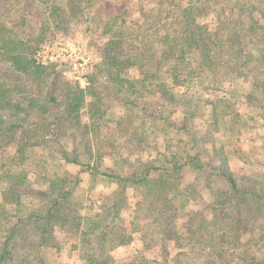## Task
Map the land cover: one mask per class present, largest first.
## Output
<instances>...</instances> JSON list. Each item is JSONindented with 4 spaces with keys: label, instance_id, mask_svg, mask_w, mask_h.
Listing matches in <instances>:
<instances>
[{
    "label": "trees",
    "instance_id": "1",
    "mask_svg": "<svg viewBox=\"0 0 264 264\" xmlns=\"http://www.w3.org/2000/svg\"><path fill=\"white\" fill-rule=\"evenodd\" d=\"M49 1L0 0V264H45L41 249L57 247L56 228L75 237L80 264H264V230L232 215L249 199L260 202V194L240 189L190 126L199 120L210 129L229 117L238 131V102L264 114V0H144L130 19L129 7L115 0ZM37 3H47L63 34L80 20L88 29L97 3L114 10L98 19L108 41L85 87L65 81L55 65L35 62L45 27L22 30L26 4ZM152 95L166 103L148 112L142 99ZM109 98L141 110L142 120L152 117L149 132L125 128L132 117L121 116L111 122L123 131L101 133ZM120 137L151 152L132 163ZM71 164L79 168L74 174ZM83 173L111 182L96 208L75 199ZM212 178L225 187L209 189ZM198 182L213 196L203 213L187 207L188 189L200 196ZM125 210L129 229L121 223ZM136 237L147 250L167 239L177 252L168 261L147 258L146 249L116 260L112 251Z\"/></svg>",
    "mask_w": 264,
    "mask_h": 264
},
{
    "label": "rangeland",
    "instance_id": "2",
    "mask_svg": "<svg viewBox=\"0 0 264 264\" xmlns=\"http://www.w3.org/2000/svg\"><path fill=\"white\" fill-rule=\"evenodd\" d=\"M26 2V0H24ZM127 1V2H126ZM22 2V5L25 4ZM52 2H57V0L49 1L48 5ZM116 5L128 6V13L126 14L129 19L132 16L137 15L138 9L141 7V3L144 0H115L113 1ZM103 3H97L89 10V16L95 18V22L89 24L88 29L87 23L83 21L72 22L68 24V32L63 34L54 27L52 17H49L47 12H45L47 3L44 4H33L29 6L26 4L27 18L26 26L23 28V33L30 35L36 34L39 32L41 24L45 27L44 39L40 43L39 47L36 49V52L33 55V58L36 63L40 65H55L56 72H59V75L65 79L68 83L72 85H78L80 87H85L87 85L88 75L93 71L96 64H99L103 58V48L108 41L107 34L103 33V24L98 21V19L105 17H112L113 9L109 7L105 10ZM19 11H14L13 16L19 17ZM120 12V11H118ZM103 16V17H102ZM64 46H70L72 49H79L80 53H75L72 57L62 58L60 55V48ZM46 49V58L44 63L38 61L35 57L37 52L40 50ZM50 57H54V60H50ZM79 57H88L92 63V66L89 70L84 73L83 78L81 79V74L76 73L73 69V61L78 60ZM130 75L132 77H138L137 70H131ZM247 91V90H246ZM245 91V92H246ZM258 97V96H257ZM88 100V99H87ZM146 100L147 106L149 107L148 112L156 106V103L165 104L166 101L163 97L159 95L146 96L142 101ZM264 104V101H260ZM236 106L237 110L242 114V117L238 121V131L237 128H232L233 123L229 122L230 118L227 117L222 122L218 123L217 126H210V129H206V123L199 122L196 120L192 122L190 126H194L198 135L204 136L203 145L209 151L211 156L215 157L219 162L221 158L222 161H225V165L234 179L236 180L238 187L240 189L248 191H256L260 194V202L257 200L249 199L246 204H243L237 214L236 211L232 215L239 221L241 225L248 223V225H253L252 229L256 231L261 227L264 230V114L261 112V108L255 105H245L243 102H238ZM107 112L104 116L105 121L101 123L100 129L101 133H111V129H115L116 132L123 131L117 121L111 122V118L123 117V120L128 121L126 116H131L132 120L129 124L130 126L125 125V128H135V132L138 129L149 132L151 129L152 117L146 120H142L143 112L139 109L130 111L127 110L125 106L121 105L118 101H115L111 104V98L106 100ZM84 109L82 110V112ZM180 112L181 109L178 108ZM82 122H86L87 118L85 114L82 113ZM207 119V117H205ZM236 124V127H237ZM118 125V126H117ZM155 127V126H154ZM209 127V126H208ZM218 127V128H217ZM214 128L220 129L215 131ZM134 130V129H133ZM155 135L160 136L157 131ZM130 134L128 135V137ZM89 137L90 134H89ZM127 137V136H126ZM106 139V138H105ZM120 143L128 147L127 153L129 161L132 163L135 162L136 158L145 160L151 151H140L141 148H135L132 142L123 141L124 138L120 137ZM114 143V142H113ZM116 144L118 142H115ZM208 153L205 154L204 160L207 161L210 158ZM111 167V161L105 160L103 163L102 169L108 171ZM66 169L71 173H76L78 171V166L67 165ZM193 179L192 175H188L185 179V184L190 183ZM210 185L212 190H220L225 187V183L222 181H216L215 178L210 180ZM197 190L200 193V196L194 195V193L188 189L190 194V202L187 207H190L188 210L201 211L209 210L211 200L213 201V196L209 190L205 191V188L200 185L198 182L196 185ZM111 182L104 180H96L91 182L89 175L86 173L81 174L80 189H78V195L76 200L83 201L86 207L93 206L103 202V197L110 193L112 190ZM130 201H133V198H130ZM129 202V200H128ZM130 203V202H129ZM209 205V206H208ZM96 208V207H95ZM232 208V207H231ZM86 210V209H85ZM231 210V209H230ZM206 211V212H207ZM238 215V216H237ZM237 216V217H236ZM211 217V216H210ZM201 217L199 216L198 219ZM234 219V220H235ZM185 218H181L179 221H183ZM121 223L129 229V213L125 210L121 214ZM145 231L148 230L144 228ZM135 234V233H133ZM139 235L138 232L134 236ZM55 243L57 247H43L41 249V254L45 264H80L78 259L77 251L72 249V245L75 242V237L68 234L60 228L54 230ZM139 237V236H138ZM136 237L135 240H132L129 244L121 245L115 248L112 251V255L116 260L125 258L128 255L134 254L139 250L146 249L140 238ZM149 249V248H148ZM177 249L175 244L172 241L165 240L163 245L156 248H150L144 254L147 258L158 257V261H161L167 258L166 261L170 260L175 256Z\"/></svg>",
    "mask_w": 264,
    "mask_h": 264
},
{
    "label": "built area",
    "instance_id": "3",
    "mask_svg": "<svg viewBox=\"0 0 264 264\" xmlns=\"http://www.w3.org/2000/svg\"><path fill=\"white\" fill-rule=\"evenodd\" d=\"M80 53L79 49H72L70 46H64L60 48V55H62V58H69L72 57L75 53ZM46 49L40 50L37 52V56L35 57L38 61H41L44 63V60L46 58ZM54 57H50V60H54ZM46 61V60H45ZM92 66V63L88 57H79L78 60L73 61V69L76 73L81 74V79L83 78L84 73H86L89 68Z\"/></svg>",
    "mask_w": 264,
    "mask_h": 264
}]
</instances>
